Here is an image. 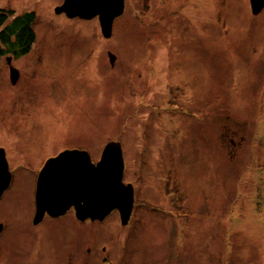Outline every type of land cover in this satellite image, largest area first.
I'll return each instance as SVG.
<instances>
[{"label": "rangeland", "instance_id": "rangeland-1", "mask_svg": "<svg viewBox=\"0 0 264 264\" xmlns=\"http://www.w3.org/2000/svg\"><path fill=\"white\" fill-rule=\"evenodd\" d=\"M125 2L106 39L98 18L57 14L64 0H0L36 13L31 50L0 56V148L13 175L0 199V264H71L73 241L83 264L93 243L116 264H264V10L253 15L249 0ZM113 141L134 186L128 225L114 211L76 228L71 213L38 233L46 161L80 150L97 163Z\"/></svg>", "mask_w": 264, "mask_h": 264}, {"label": "water", "instance_id": "water-1", "mask_svg": "<svg viewBox=\"0 0 264 264\" xmlns=\"http://www.w3.org/2000/svg\"><path fill=\"white\" fill-rule=\"evenodd\" d=\"M253 15L264 10V0H249ZM125 0H64L57 14L85 19L98 17L106 39L112 37L114 22L123 15ZM113 65L116 56L109 53ZM10 65L12 84L19 71ZM125 162L120 142H109L101 159L93 163L87 151L65 150L50 158L39 173L35 193L33 223L39 224L46 215L57 218L74 208L78 220L104 221L113 211L120 214L121 224L128 225L134 207V186L124 183ZM6 151L0 148V198L11 183ZM3 224H0V234Z\"/></svg>", "mask_w": 264, "mask_h": 264}, {"label": "trees", "instance_id": "trees-1", "mask_svg": "<svg viewBox=\"0 0 264 264\" xmlns=\"http://www.w3.org/2000/svg\"><path fill=\"white\" fill-rule=\"evenodd\" d=\"M36 13L16 15L14 10L0 8V56L9 54L19 58L27 54L36 41L33 24Z\"/></svg>", "mask_w": 264, "mask_h": 264}, {"label": "flooded vegetation", "instance_id": "flooded-vegetation-1", "mask_svg": "<svg viewBox=\"0 0 264 264\" xmlns=\"http://www.w3.org/2000/svg\"><path fill=\"white\" fill-rule=\"evenodd\" d=\"M6 158H7V160H8V155H7V152H6ZM47 162V161H46ZM8 163H9V161H8ZM9 169H10V165H9ZM42 170V169H41ZM11 172V171H10ZM40 172V171H39ZM12 173V172H11ZM12 175V174H11ZM38 176H39V173H38V175L36 176L37 178H38ZM12 178H13V175H12ZM12 178H11V183H10V188H11V185H12ZM37 178H36V182H37ZM37 185V184H36ZM10 188H9V190H10ZM9 190H7L6 192H8ZM6 192H5V194H6ZM4 194V195H5ZM4 195L2 196V197H4ZM1 197V198H2ZM0 198V199H1ZM74 211V208H71L65 215H63V216H60V217H57V218H52V217H50V216H48V215H46L45 217H44V219L39 223V224H37V225H35L34 223H33V221H32V224H33V226L35 227L34 229H38L39 230V232L38 233H40V234H45L46 233V231H43L44 229H42V228H44L45 226H46V224H50V222H59L61 219H63V218H65L66 216H68L69 214H71V213H75V212H73ZM115 211H117V210H115ZM114 212V211H113ZM112 212V213H113ZM118 212V211H117ZM111 213V214H112ZM110 214V215H111ZM34 215H35V213H34ZM109 215V216H110ZM34 218V217H33ZM74 222V223H73ZM97 222H99V223H101V222H103V221H97V220H95V221H92V220H90V219H87V220H85V221H80V220H71L70 221V223H73L74 224V227H76V228H87V227H89V228H92L91 227V225H88V224H95V223H97ZM0 224H3V230H2V232H1V234L2 233H4V231L6 230V227H5V225H4V223L3 222H1L0 221ZM40 228V229H39ZM90 232V231H89ZM38 236H40V235H38ZM43 237H45L44 235H43ZM93 237H92V235H90V237L88 238V239H92ZM47 239V240H46ZM45 239V242L48 244V238H46ZM45 242L44 243H41V242H39V243H37L38 245H37V249H38V251H37V254H40V252H41V250H42V247L45 249ZM82 243L80 242V241H73L72 242V244H71V246L74 248V249H77L78 247H79V249H78V251H76V252H73L71 255H72V258H71V260H70V262H71V264H83V260L80 258L81 256H80V254L82 253V245H81ZM55 251H57V252H59L60 251V248H58V247H55ZM81 251V252H80ZM93 253L94 254H96V253H99V257L97 258V257H95V255H93ZM103 254H105V255H107V256H100V255H103ZM88 256V257H87ZM87 257V258H86ZM86 262H88V261H91V263L92 264H95V263H97V264H116V262H115V260H114V256H112V255H110V253H108V247H106V246H104V247H100V248H98L94 243L91 245V246H89L88 248H86ZM114 260V261H113ZM90 264V263H89Z\"/></svg>", "mask_w": 264, "mask_h": 264}, {"label": "bare ground", "instance_id": "bare-ground-1", "mask_svg": "<svg viewBox=\"0 0 264 264\" xmlns=\"http://www.w3.org/2000/svg\"><path fill=\"white\" fill-rule=\"evenodd\" d=\"M125 6H126V2H125ZM94 18H98V17H94ZM8 164H9V163H8ZM9 188H10V186L8 187L7 190H9ZM7 190H6V191H7ZM6 191H5V192H6ZM5 192L3 193V195L5 194ZM3 195H2V196H3Z\"/></svg>", "mask_w": 264, "mask_h": 264}]
</instances>
